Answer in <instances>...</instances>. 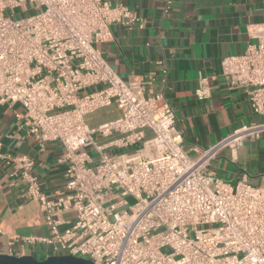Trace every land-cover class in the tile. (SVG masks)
Instances as JSON below:
<instances>
[{
	"label": "built area",
	"instance_id": "built-area-1",
	"mask_svg": "<svg viewBox=\"0 0 264 264\" xmlns=\"http://www.w3.org/2000/svg\"><path fill=\"white\" fill-rule=\"evenodd\" d=\"M137 22L134 10L102 0H0V104L22 107L18 129L40 151L48 142L62 147L66 178L50 199L29 173L33 160L9 158L49 226L48 238L23 240L93 264H264V188L207 170L222 149L264 134V20L248 26L251 41L223 57L219 72L258 120L196 159L183 149L173 108L120 78L102 55L112 26ZM196 95L206 97L205 78ZM110 106L117 118L86 123Z\"/></svg>",
	"mask_w": 264,
	"mask_h": 264
},
{
	"label": "crops",
	"instance_id": "crops-1",
	"mask_svg": "<svg viewBox=\"0 0 264 264\" xmlns=\"http://www.w3.org/2000/svg\"><path fill=\"white\" fill-rule=\"evenodd\" d=\"M134 10L138 22L127 29L111 28L112 38L100 46L103 57L125 81L138 80L146 94L160 95L157 105L174 110L183 149L191 159L217 144L233 129L256 122L244 97L228 91L219 75L221 59L239 54L251 41L247 28L264 20L261 0H102ZM167 71L166 77L163 71ZM200 78L206 79L207 95L199 98ZM115 119V106L104 109ZM23 109L19 104H0V254L52 256L49 246L27 243L26 237L48 238L38 203L25 193L23 168L9 159L26 156L34 161L29 173L50 199L64 192L65 169L57 159L62 147L48 142L43 150L18 129ZM92 127V113L86 115ZM146 137L151 131H144ZM211 174L231 183L246 175L248 184L264 188V134L245 140L231 151L222 149L207 167Z\"/></svg>",
	"mask_w": 264,
	"mask_h": 264
},
{
	"label": "water",
	"instance_id": "water-1",
	"mask_svg": "<svg viewBox=\"0 0 264 264\" xmlns=\"http://www.w3.org/2000/svg\"><path fill=\"white\" fill-rule=\"evenodd\" d=\"M0 264H93L92 262L69 255H52L43 260L31 256H12L0 254Z\"/></svg>",
	"mask_w": 264,
	"mask_h": 264
},
{
	"label": "rangeland",
	"instance_id": "rangeland-1",
	"mask_svg": "<svg viewBox=\"0 0 264 264\" xmlns=\"http://www.w3.org/2000/svg\"><path fill=\"white\" fill-rule=\"evenodd\" d=\"M105 119H106V115L104 114L103 110H99L93 113L92 114V126L97 125L99 122H102ZM125 199L127 200L129 204L133 203V200L131 197L127 196L125 197ZM64 218L66 219L69 218V215H65ZM210 227H211L210 225H202V226H199L198 229H208Z\"/></svg>",
	"mask_w": 264,
	"mask_h": 264
}]
</instances>
